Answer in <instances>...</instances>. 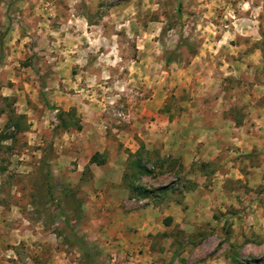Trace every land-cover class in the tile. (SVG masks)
I'll return each instance as SVG.
<instances>
[{"label":"rangeland","instance_id":"1","mask_svg":"<svg viewBox=\"0 0 264 264\" xmlns=\"http://www.w3.org/2000/svg\"><path fill=\"white\" fill-rule=\"evenodd\" d=\"M0 44V264H79L70 230L101 264H264V0H0Z\"/></svg>","mask_w":264,"mask_h":264},{"label":"trees","instance_id":"2","mask_svg":"<svg viewBox=\"0 0 264 264\" xmlns=\"http://www.w3.org/2000/svg\"><path fill=\"white\" fill-rule=\"evenodd\" d=\"M177 6V11H179L180 3H177ZM2 58V45L0 44V62ZM134 155H136V157L127 166V169L130 173L129 175L131 176V179H129V181L127 182V191L130 196L133 195L136 199H145L154 191L139 186L136 182L140 179V177L149 175L151 173L152 168L150 169L147 167L148 160H144L143 158H141L139 153L136 152ZM98 157V154L92 155L90 158V163H94L95 165H99L100 163L102 164L104 161H98ZM47 175H50L49 170H47ZM165 190H167V188H159L155 190V192L158 193ZM59 216L63 217L61 211H59ZM70 232L72 240L75 242L79 252V264H101V253L98 252L93 246L88 245L86 241L80 236H78L75 231L70 230Z\"/></svg>","mask_w":264,"mask_h":264},{"label":"crops","instance_id":"3","mask_svg":"<svg viewBox=\"0 0 264 264\" xmlns=\"http://www.w3.org/2000/svg\"><path fill=\"white\" fill-rule=\"evenodd\" d=\"M194 130H195V132H193V127L188 126L187 128H185L183 130L184 135L182 136L180 134L182 139L184 138V136L187 135V137H185V139L187 138L185 140V143L182 142L179 138H177L180 145L181 146L183 145L185 147V150H184L185 152L187 151L186 150L187 147L190 146V144H192L190 141H191L193 136L199 135V132H201V134H204L206 136L207 134L214 133V131H215V130L210 131L209 128L206 126H203V128H200V131H198L196 128H194ZM190 133H193L192 137H190V136L188 137V135ZM198 142H199L198 140L194 139V142L192 145L196 146V143H198ZM206 143L207 142H205L204 144L206 145ZM205 145H203L202 147L199 145V147L203 148ZM175 146H178V143H175V135H173V134L171 135L169 132V134L165 137V144H164L163 149H173ZM188 151H191V148H188ZM123 168H124V166L122 165L120 160L114 161V162H108V161L103 162L101 164V184H105V185H102V186H105V187L115 186L116 187L117 184H121L123 181V174H122ZM113 170H114V172L112 173ZM203 178H205V177L202 174H198L196 176V179L193 180V182H192L194 184V186L191 189H188L187 192H183V194H185V193L193 194V197H194L196 203L199 202L198 199H202L206 196L211 197V199L213 198L212 192L205 191L203 189V186H201L199 184L200 182L198 180L203 179ZM220 179H223V180L227 179V175L220 176ZM211 181L216 182L215 179L214 180L211 179ZM219 183H222V182H219ZM213 188H214V186H213ZM207 189H212V188L207 186ZM219 190L221 191L220 194L224 195L223 190L220 188H219ZM169 207L173 208V205H169Z\"/></svg>","mask_w":264,"mask_h":264}]
</instances>
